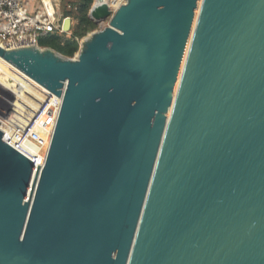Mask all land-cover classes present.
<instances>
[{"label": "water", "instance_id": "1", "mask_svg": "<svg viewBox=\"0 0 264 264\" xmlns=\"http://www.w3.org/2000/svg\"><path fill=\"white\" fill-rule=\"evenodd\" d=\"M80 48L0 46L63 93L31 186L0 129V264H264V0H127Z\"/></svg>", "mask_w": 264, "mask_h": 264}, {"label": "built area", "instance_id": "2", "mask_svg": "<svg viewBox=\"0 0 264 264\" xmlns=\"http://www.w3.org/2000/svg\"><path fill=\"white\" fill-rule=\"evenodd\" d=\"M127 0H94L89 10L108 5L106 18L98 21L99 28L109 24L116 10ZM59 13L56 0H39L37 7H31L27 0H0V46L11 48L17 45L40 44V39L50 34L71 36L65 29V18ZM83 38V37H82ZM79 40V48L82 46ZM79 49L74 54L76 57ZM9 67L26 78L24 91L4 87L0 81V129L2 139L33 162L30 186L41 172L47 158L49 146L61 109L63 93L59 96L37 81L25 76L10 62L0 56V68ZM1 70V69H0ZM63 90L65 89L62 88Z\"/></svg>", "mask_w": 264, "mask_h": 264}, {"label": "trees", "instance_id": "3", "mask_svg": "<svg viewBox=\"0 0 264 264\" xmlns=\"http://www.w3.org/2000/svg\"><path fill=\"white\" fill-rule=\"evenodd\" d=\"M93 1L94 0H69V6L65 5L62 8L61 14L75 19V24L72 27L73 35L50 34L40 39V44L52 47L63 55L69 57L74 56L80 45L77 37L82 38L86 36L97 26V22L89 16V10Z\"/></svg>", "mask_w": 264, "mask_h": 264}, {"label": "bare ground", "instance_id": "4", "mask_svg": "<svg viewBox=\"0 0 264 264\" xmlns=\"http://www.w3.org/2000/svg\"><path fill=\"white\" fill-rule=\"evenodd\" d=\"M101 1H103V0H101ZM85 40H86V38L85 39L83 38L82 47H83V44H84ZM189 43H190V41H189ZM188 47H189V44H188ZM187 51H186V53H187ZM186 55H185V57H186ZM78 57H79V51H78V53L76 55V58H78ZM10 64H12V63H10ZM14 67L17 70H19L20 72H22L25 76L31 78L29 75L24 73L18 67H16V66H14ZM183 68H184V62L182 64V66H181L180 73H179V76H178V80H177L176 85L174 87V91H173V95H172L173 97H172V100L170 102V105H169V108H168V111H167V115L168 116L170 115V113H171V111L173 109V105H174L176 93H177V90H178V86H179V83H180V78H181V73H182ZM0 69H1L0 70V81L3 83L1 85H3L4 87L7 86V87L12 88L14 90H17L19 92L24 91V89L26 88V85H27V83H26L27 81H26V78L24 76H22L21 74L17 73L13 69H9V67H6V68L5 67H1ZM31 79H33V78H31Z\"/></svg>", "mask_w": 264, "mask_h": 264}, {"label": "rangeland", "instance_id": "5", "mask_svg": "<svg viewBox=\"0 0 264 264\" xmlns=\"http://www.w3.org/2000/svg\"><path fill=\"white\" fill-rule=\"evenodd\" d=\"M30 3L29 4H31V2L32 1H34V2H36L37 3V5L39 4V0H28ZM68 1L69 0H56V2H57V4L59 5V13L61 14V12H62V8L65 6V5H68L69 6V3H68ZM75 24V19L72 17V27H73V25ZM100 26H99V24L97 23V26H96V28H94L93 30H95V29H98ZM73 28H71V30H72ZM92 30V31H93ZM91 32V31H90ZM90 32L86 35V36H84L83 38L85 39V37H87L89 34H90ZM83 38L81 39V41L83 40ZM46 46V45H45Z\"/></svg>", "mask_w": 264, "mask_h": 264}, {"label": "crops", "instance_id": "6", "mask_svg": "<svg viewBox=\"0 0 264 264\" xmlns=\"http://www.w3.org/2000/svg\"><path fill=\"white\" fill-rule=\"evenodd\" d=\"M28 4L30 3L28 0H27ZM32 8L35 6L37 7V3L32 1L31 4H29Z\"/></svg>", "mask_w": 264, "mask_h": 264}]
</instances>
